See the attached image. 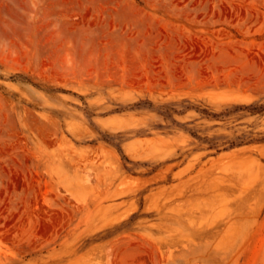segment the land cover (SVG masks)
Listing matches in <instances>:
<instances>
[{
	"label": "rangeland",
	"instance_id": "rangeland-1",
	"mask_svg": "<svg viewBox=\"0 0 264 264\" xmlns=\"http://www.w3.org/2000/svg\"><path fill=\"white\" fill-rule=\"evenodd\" d=\"M250 105L264 0H0V264H264Z\"/></svg>",
	"mask_w": 264,
	"mask_h": 264
},
{
	"label": "trees",
	"instance_id": "trees-1",
	"mask_svg": "<svg viewBox=\"0 0 264 264\" xmlns=\"http://www.w3.org/2000/svg\"><path fill=\"white\" fill-rule=\"evenodd\" d=\"M248 108H250L251 111H262L264 107L262 105H250Z\"/></svg>",
	"mask_w": 264,
	"mask_h": 264
}]
</instances>
